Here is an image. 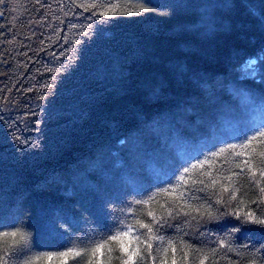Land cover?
Returning <instances> with one entry per match:
<instances>
[{"label":"trees","instance_id":"trees-1","mask_svg":"<svg viewBox=\"0 0 264 264\" xmlns=\"http://www.w3.org/2000/svg\"><path fill=\"white\" fill-rule=\"evenodd\" d=\"M261 131L264 0H0V264H264Z\"/></svg>","mask_w":264,"mask_h":264},{"label":"snow or ice","instance_id":"snow-or-ice-1","mask_svg":"<svg viewBox=\"0 0 264 264\" xmlns=\"http://www.w3.org/2000/svg\"><path fill=\"white\" fill-rule=\"evenodd\" d=\"M259 136L260 137H264V131H261L259 133ZM252 139L255 140V139H257V137L256 136H253ZM249 143H251V141H249ZM185 171H187V169ZM225 191H227V189H225ZM261 191H264V188H262ZM232 199H235V196H233ZM149 215H152V213H149ZM237 218H239V217H237ZM244 222H246V223H254V224H258V225L264 226V219L257 218L255 216V214L252 213V212H248V213L245 214V221ZM142 227H148V226L147 225H142ZM148 231L151 232L152 229L149 228ZM3 235L5 237H8L10 235L12 238H16L17 235H18V233L17 232H12L10 234L9 233H4ZM129 237L131 238V240H139V237L132 235V229L131 228H128L127 231L118 233L117 235L110 237V239L113 240V241H118V240H121L122 238H129ZM22 238L23 237L21 236V239ZM106 243L107 242H105V244ZM105 244H98L92 250L93 253L99 252L101 255H103L102 249H104ZM148 247L151 248V245H148ZM109 251H111V249H109ZM125 251H127V249H125ZM72 254L73 253H71V252H65V253H61L60 256H62V257H68L69 255H72ZM74 254L75 255H80L81 253L80 252H75ZM132 255L135 256L136 255V252H133ZM47 259L49 261H51L53 259V256L52 255H49L47 257ZM125 264H128V262L126 261ZM173 264H175V261H173ZM201 264H203V261L201 262Z\"/></svg>","mask_w":264,"mask_h":264}]
</instances>
